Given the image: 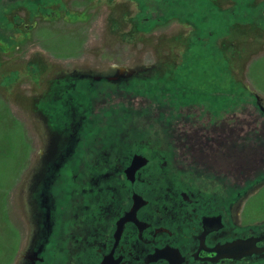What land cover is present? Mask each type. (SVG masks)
Here are the masks:
<instances>
[{
	"label": "flooded vegetation",
	"instance_id": "obj_1",
	"mask_svg": "<svg viewBox=\"0 0 264 264\" xmlns=\"http://www.w3.org/2000/svg\"><path fill=\"white\" fill-rule=\"evenodd\" d=\"M132 76L58 84L16 264H264V224L240 222L235 193L264 162V121L179 125L182 102L133 104Z\"/></svg>",
	"mask_w": 264,
	"mask_h": 264
},
{
	"label": "rangeland",
	"instance_id": "obj_2",
	"mask_svg": "<svg viewBox=\"0 0 264 264\" xmlns=\"http://www.w3.org/2000/svg\"><path fill=\"white\" fill-rule=\"evenodd\" d=\"M119 72L144 93L135 106L166 98L184 105L190 123L179 125L210 128L218 114L255 132L264 0H0V264H16L33 236L29 184L60 82ZM258 171L236 180L239 220L250 225L264 224V162Z\"/></svg>",
	"mask_w": 264,
	"mask_h": 264
}]
</instances>
